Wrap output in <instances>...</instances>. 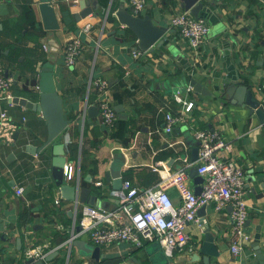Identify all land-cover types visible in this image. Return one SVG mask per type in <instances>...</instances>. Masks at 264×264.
I'll list each match as a JSON object with an SVG mask.
<instances>
[{"label": "crops", "instance_id": "1", "mask_svg": "<svg viewBox=\"0 0 264 264\" xmlns=\"http://www.w3.org/2000/svg\"><path fill=\"white\" fill-rule=\"evenodd\" d=\"M41 1L0 0V68L12 78L13 97L37 100L38 73L44 63L52 67L64 111L71 118L63 140L65 161L73 163L78 176L63 180L75 185V196L64 197L55 184L52 144L31 151L47 137L39 112L0 99V110L7 109L18 130L13 142H0V264H40V260L42 264H185L183 260L202 244L206 226L218 251L211 257L212 264H257L253 243L258 230L264 253V120L260 119L264 112L249 113L243 94L237 99L233 86H246L264 105V0H200V16L206 19L208 32L196 50L170 23L172 15L184 10L181 0H146L136 15H149L155 25L164 27L168 42L146 51L136 50L135 34L115 16L120 6L133 13L127 0H85L83 4L50 0L60 24L52 31L43 26ZM87 5L93 11L80 15ZM73 37L81 39L83 49L75 64L67 65L63 49ZM95 77L109 85L110 104L121 121L110 126L114 134L102 122ZM192 80L202 87L200 91ZM177 91L192 99L194 106L188 121L165 132V111L181 107ZM117 105L121 107L116 109ZM192 127L219 131L229 142L230 156L244 169L248 238L238 256L229 250L230 207L216 209L213 202L205 204L203 213H196L198 222L186 225L187 243L169 253L157 241H143L140 246L120 241L100 246L102 255L95 258L65 243L84 206L111 210L118 205L112 180L106 178L114 156H124L122 181L150 187L160 178L151 164L164 161L174 170L197 159L199 142ZM194 149L196 159H192ZM97 180L101 186L95 184ZM187 181L193 190L203 182L189 176ZM19 185L24 189L22 196L15 194ZM81 187L89 188L85 201L79 199ZM121 188L122 183L115 191ZM168 192L178 204L177 190L171 187ZM78 238L95 245L86 235ZM32 243L47 244V254L25 258V249Z\"/></svg>", "mask_w": 264, "mask_h": 264}, {"label": "built area", "instance_id": "2", "mask_svg": "<svg viewBox=\"0 0 264 264\" xmlns=\"http://www.w3.org/2000/svg\"><path fill=\"white\" fill-rule=\"evenodd\" d=\"M127 2L134 14H138L145 6V0ZM170 23L179 29L180 35L194 50L203 42L208 32L206 19L195 17L188 10L172 15ZM87 29L88 25L84 27V30ZM82 49L83 43L79 37L69 39L63 49L65 63L74 65ZM139 54V51L134 52L135 56ZM93 84L97 90V104L102 122L114 126L118 117L110 104L109 85L103 78L94 79ZM11 86L12 78L5 76L0 68V99L12 100ZM175 97L181 101V107L175 111H165V132H171L179 122L188 121L186 117L194 106V101L182 97L180 91H177ZM16 130L17 125L7 109H1L0 142H13ZM191 133L199 142L198 156L194 162L184 163L174 170L168 168L164 161L151 164V168L160 178L147 188H139L129 179H124L121 190L117 191L118 205L111 210L100 206H84L79 221L72 223L65 243L71 244L75 238L82 235H86L91 243L99 246L120 241L140 246L143 241H157L169 253L175 247L187 243L185 227L189 222L199 221L196 216L198 208L213 202L216 209L230 207L229 250L233 256H238L248 238L245 232L248 204L243 188L244 169L230 156L229 142L219 131L192 127ZM193 166H196L197 173L203 178L199 193H195L187 181L188 170ZM77 176L73 163L65 161L63 178L69 181ZM95 184L101 186L102 182L97 180ZM171 187L178 192V204H174L169 195L168 189ZM23 192V186L15 188L17 196H22ZM47 246L32 243L25 249V258H43L48 252Z\"/></svg>", "mask_w": 264, "mask_h": 264}, {"label": "water", "instance_id": "3", "mask_svg": "<svg viewBox=\"0 0 264 264\" xmlns=\"http://www.w3.org/2000/svg\"><path fill=\"white\" fill-rule=\"evenodd\" d=\"M85 3V0H81V4ZM181 6L184 10H188L193 16H200V11L203 7V4L200 0H181ZM91 5L83 7L80 15H86L93 11ZM39 9L42 17V23L45 29L50 31L56 30L60 27L57 14L54 7L52 6L50 0H42L39 4ZM115 16L117 20L130 29L137 38L136 50H151L154 45L167 44V38L165 36V28L162 26H157L154 24L149 15L139 16L134 13H131L125 7L120 6L115 11ZM168 45V44H167ZM170 46V45H169ZM191 84L194 86V89L200 91L202 88L194 80L191 81ZM236 97L237 99L242 98L243 94V103L248 108L249 113L255 112L260 114L264 112V105L260 103L257 99L252 96V93L244 85L236 86ZM37 100L27 99V97L14 96L12 101L19 103L20 105L26 106L34 112H39V117L44 120L47 128V137L43 143L36 147H30L31 151H39L41 148L47 144H52V175L55 181V184L59 186L60 190L63 193V196L66 198L74 199L75 196V185L64 183L63 180V166L66 160V148L64 147V133L68 127V124L71 122V118L68 117L67 113L64 111L62 98L57 92L55 85L54 71L48 63H44L41 67V70L38 73L37 78ZM242 104V103H241ZM116 106V109H118ZM94 112H97L96 107H92ZM91 113V111L89 112ZM262 115V114H261ZM264 120V117L260 118ZM18 130L14 133V139L17 138ZM197 149H194V154L192 159H196ZM124 162V156L122 153L114 156L109 172L106 174V178L112 180V185L114 192L117 194V191L121 187L122 183V173H121V164ZM188 176L193 178L194 181L202 182L203 178L197 173L196 166L191 167L188 170ZM201 190V185L194 189L195 193H199ZM89 195V188L81 187L79 199L82 201L87 200ZM96 199V197H94ZM205 204L201 205L197 214L200 212L203 213V208ZM259 228V227H258ZM204 239L202 244L198 247L197 250L191 252L186 259L183 261L185 264H212L211 257L217 256L218 251L213 243V235L209 231V227L204 228ZM253 249L255 256L258 260L257 264H264V253L261 252L259 246L260 231L258 230L254 235ZM76 245L84 253H89L95 258L101 256V247L99 245H92L87 243L85 240L75 238L71 245ZM203 253V255H202ZM52 256V253L46 258ZM31 261H33L31 259ZM38 263L42 264L40 260Z\"/></svg>", "mask_w": 264, "mask_h": 264}, {"label": "trees", "instance_id": "4", "mask_svg": "<svg viewBox=\"0 0 264 264\" xmlns=\"http://www.w3.org/2000/svg\"><path fill=\"white\" fill-rule=\"evenodd\" d=\"M128 1V0H127ZM146 1V0H145ZM115 5H116V3L115 4H112V8H115ZM138 14H141V12H138ZM179 30V29H178ZM135 41V40H134ZM30 63V66H31V70H34V61H31V62H29ZM97 77H95L94 79H96ZM33 80V82H34V84H35V82H36V80L35 79H32ZM120 124V120H116V124L118 125V123ZM106 126H108L109 127V132L110 133H112V134H114L113 132H114V130L115 129H113V127L111 128L109 125H106ZM72 148H74V147H72Z\"/></svg>", "mask_w": 264, "mask_h": 264}]
</instances>
